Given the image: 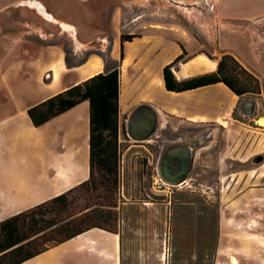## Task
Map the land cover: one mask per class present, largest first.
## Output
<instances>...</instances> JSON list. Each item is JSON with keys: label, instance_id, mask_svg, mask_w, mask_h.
Returning a JSON list of instances; mask_svg holds the SVG:
<instances>
[{"label": "crops", "instance_id": "0c3cea01", "mask_svg": "<svg viewBox=\"0 0 264 264\" xmlns=\"http://www.w3.org/2000/svg\"><path fill=\"white\" fill-rule=\"evenodd\" d=\"M227 2L220 0L217 3L215 46L207 50L214 57L223 52L232 54L258 77L264 87V0H237L238 14L229 12ZM163 7L162 4L152 6L155 9ZM139 15V18L143 17ZM146 25L144 32L131 41L123 42L124 56L120 70L132 42L135 50L128 65L129 87L133 88L131 71L140 73L143 88L152 87L150 79L153 76L155 80L162 81L163 87L157 90L159 97L152 95L154 101L151 103L157 114L153 141L160 144L162 152L180 147L188 149L191 155L189 170L201 163L204 171L206 168L220 170L228 162L236 164L251 159L255 154H250L249 148L243 149L240 138L243 130L236 128L237 122L242 121L233 117L240 97L223 83L174 93L164 88L162 68L182 53L180 45L186 54L185 60L173 69L177 79L216 69L193 67L194 61L202 53L192 51L199 50L201 44L192 46L186 34L173 28L172 19ZM28 36L23 34L19 38L8 39L0 35V220L65 192L89 177L88 100L79 102L39 126L32 124L27 109L102 72L103 63L101 68L86 73L85 67L95 57L90 55L84 62L68 66L61 51L56 54L54 67L43 61L36 62ZM8 40L9 44L1 43ZM118 45L119 40L116 39L110 53L114 61L119 56ZM210 59L215 60L217 66V59ZM189 63L191 68L184 75H178ZM55 70H58L57 78ZM47 74L49 79L45 81ZM73 74L75 77L66 82V76ZM118 102L121 134L132 104L130 100L122 101L121 91ZM219 119L226 120V124H220ZM209 125L215 128H205ZM130 163L131 157L126 156L122 164L123 201L119 209L118 232L93 227L20 264H173L165 242L169 204H157L145 199L140 201V189L136 186L132 188L129 183L132 173ZM155 170L158 174L157 160ZM189 170L184 182L191 176ZM216 177L221 181L223 175L219 171ZM260 188L264 187L250 185L234 194L227 193L230 196L225 199V208L219 213L213 264H233L231 256L236 257V264H264V239H259V234L264 231L253 223ZM132 196L135 200L129 199ZM237 212L246 214L241 220L247 223H238L239 219L234 218ZM230 234H235L237 240L230 241Z\"/></svg>", "mask_w": 264, "mask_h": 264}, {"label": "rangeland", "instance_id": "374dc122", "mask_svg": "<svg viewBox=\"0 0 264 264\" xmlns=\"http://www.w3.org/2000/svg\"><path fill=\"white\" fill-rule=\"evenodd\" d=\"M38 1L56 18L71 24L75 37L70 30H65L57 22L45 17L50 21L47 22L37 8L32 9L28 5V0H0V35L10 39L29 34L28 44L33 45L36 62L43 61L52 67L56 65L57 52L61 51L70 66L82 63L92 55L100 58L104 66L103 71H106L119 64L117 61L119 56L114 61L110 53L116 39L119 40L117 50L120 52L121 34H139L145 31L146 24L161 23L170 19L173 20V28L186 34L192 46L201 44L199 50L195 49L192 52L200 51L202 55L209 57L208 55H212L207 48L215 46L218 18L216 6L220 0ZM236 1L227 2L229 3L227 9L231 14L240 13ZM155 4H162L164 7L152 8ZM139 14L143 17L139 18ZM76 37L79 44L75 40ZM1 43L9 44L10 41ZM130 75L133 81V88L130 86L129 100L132 104L130 111L141 104H150L153 107L152 89L142 87L140 73L131 71ZM74 77V74L67 75L65 81ZM48 79L47 74L44 80ZM151 81L152 84L155 83ZM156 91L153 93L158 98L159 93ZM248 99L252 100L253 109L250 113H245L243 105ZM233 117L242 121L237 122L236 128L243 130V136L240 137L243 149L249 148L250 154L255 155L243 163L228 162L226 167L220 170L206 168L204 171L201 163L189 170L191 176L185 183L179 186H165L163 190L153 185L157 175L155 163L162 152L160 144L153 141L154 134L147 140H134L127 135L126 125L120 134L119 124L118 140L121 155L118 217L123 201L122 164L123 159L126 160V156H130L132 173L129 183L132 188L136 186L140 189L138 194L140 201L145 199L157 204H169L165 242L168 256L171 260L173 258V264H213V254L218 241L219 213L225 208V199L230 196L227 193L234 194L250 185L264 187V126L256 122L259 117H264V87L261 86L260 94H246L240 97ZM205 128L212 130L215 126L209 125ZM219 134L223 136L222 131H219ZM219 171L223 175L221 181L216 177ZM258 192L257 215L253 223L264 231V188H260ZM129 199L135 200L133 196ZM245 215L244 212H237L234 218L239 219V224H245L247 222L243 223L241 220V217H246ZM259 237L260 240L264 239V232L260 233ZM229 240H237L236 235L230 234Z\"/></svg>", "mask_w": 264, "mask_h": 264}, {"label": "trees", "instance_id": "16d2710c", "mask_svg": "<svg viewBox=\"0 0 264 264\" xmlns=\"http://www.w3.org/2000/svg\"><path fill=\"white\" fill-rule=\"evenodd\" d=\"M138 34L120 35L119 64L96 73L55 93L27 109L34 126L66 111L81 101L89 102V177L76 186L0 220V264H20L49 247L90 228L118 232L120 185L119 65L123 42ZM182 53L162 68L167 91L181 92L223 83L238 97L260 94L261 84L239 60L228 52L219 56L216 69L205 74L177 79L173 73L185 59ZM68 66V60L65 59ZM80 64V63H79Z\"/></svg>", "mask_w": 264, "mask_h": 264}, {"label": "water", "instance_id": "95a60500", "mask_svg": "<svg viewBox=\"0 0 264 264\" xmlns=\"http://www.w3.org/2000/svg\"><path fill=\"white\" fill-rule=\"evenodd\" d=\"M253 109L251 99L245 101L243 111L250 113ZM157 114L150 104H141L129 115L126 133L134 140H147L156 132ZM191 155L188 149L180 147L166 152L159 169L160 177L169 184H178L186 179L190 167Z\"/></svg>", "mask_w": 264, "mask_h": 264}, {"label": "bare ground", "instance_id": "6f19581e", "mask_svg": "<svg viewBox=\"0 0 264 264\" xmlns=\"http://www.w3.org/2000/svg\"><path fill=\"white\" fill-rule=\"evenodd\" d=\"M28 5L30 7H33V8H37V10L43 14L44 17H46L47 19L53 21V22H57L62 28L64 29H67V30H70L71 31V34L75 37L74 35V30H73V27L63 21H59L52 13H50L47 8L43 5V3H41L40 1L38 0H28ZM76 42L79 44V42L77 41V39H75ZM129 43V42H128ZM131 43V44H130ZM129 44V51H128V57L127 59L123 62V64L121 65V70H120V91H121V98H122V101L124 102H127L130 98V87H129V71H128V65L129 62H130V58H131V55H132V52H133V49H134V43L130 42ZM137 48V47H136ZM135 50V49H134ZM138 51V49H137ZM136 53V52H135ZM127 56V55H126ZM133 60V59H132ZM215 61V60H214ZM213 60H211L209 57L205 56V55H200L195 61H194V64H193V67L194 68H206V69H212L215 66V62ZM193 62V61H192ZM191 63V62H190ZM190 63L189 65H185L182 70L180 72H178V75L179 74H183L186 73L190 68ZM102 66V62L100 60V58L98 57H95L93 59H91L88 63V65L85 67L84 69V72H91V71H94V70H97L99 68H101ZM215 69V68H214ZM193 70H196V69H193ZM152 73V72H151ZM154 73V72H153ZM156 73V72H155ZM157 74V73H156ZM148 75V74H147ZM152 75V74H151ZM58 76V70H55V77L57 78ZM149 78V77H148ZM153 78V77H152ZM157 78V76H156ZM159 78V77H158ZM161 78V77H160ZM147 79V78H146ZM145 79V80H146ZM155 78H153V83L152 84V87L150 89H152V94H154L153 92L155 90H158L159 88L163 87L161 85L162 81H154ZM151 81V79H150ZM148 82V80H147ZM146 82V83H147ZM144 83V82H142ZM150 83H148L149 85ZM146 86V85H145ZM147 87V86H146ZM137 90V89H136ZM140 90V89H139ZM157 93V91H156ZM174 93V92H173ZM150 94H151V91H150ZM149 95V93H148ZM151 96V95H150ZM159 96V94H158ZM161 96V95H160ZM220 96V95H219ZM235 96V95H234ZM155 97V96H154ZM147 98V95L146 97ZM223 98V97H222ZM221 98V100H223ZM226 99V98H224ZM232 99V98H231ZM236 99V98H235ZM152 100V99H151ZM159 100V99H158ZM234 100V99H233ZM230 103V101H229ZM232 107V106H231ZM176 110V109H175ZM226 112V111H225ZM227 114V113H226ZM229 114V113H228ZM193 118V117H192ZM205 118V117H204ZM196 120V118H195ZM219 122L220 124H223L225 125L226 124V120H223V119H219ZM257 123L261 126H264V117H259L257 119ZM231 260H232V263L233 264H236L237 263V260H236V257L235 256H231Z\"/></svg>", "mask_w": 264, "mask_h": 264}, {"label": "built area", "instance_id": "2783aa9c", "mask_svg": "<svg viewBox=\"0 0 264 264\" xmlns=\"http://www.w3.org/2000/svg\"><path fill=\"white\" fill-rule=\"evenodd\" d=\"M183 183H185L184 181L178 183V184H169L166 181H164L159 174L156 175V177L153 180V185L155 188H158L159 190H163V188L165 186H169V185H182Z\"/></svg>", "mask_w": 264, "mask_h": 264}, {"label": "flooded vegetation", "instance_id": "af4514ba", "mask_svg": "<svg viewBox=\"0 0 264 264\" xmlns=\"http://www.w3.org/2000/svg\"><path fill=\"white\" fill-rule=\"evenodd\" d=\"M165 154H166V152H161L160 155H159V157H158V159H157V162H158V165H159V169H160V167H161V165H162L163 158H164ZM157 172H158V171H157ZM158 174H159V173H158Z\"/></svg>", "mask_w": 264, "mask_h": 264}]
</instances>
